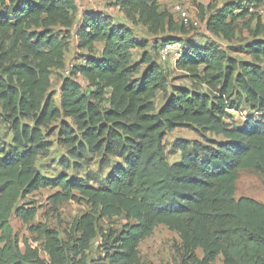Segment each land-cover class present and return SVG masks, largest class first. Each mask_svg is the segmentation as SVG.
<instances>
[{"label":"trees","instance_id":"obj_1","mask_svg":"<svg viewBox=\"0 0 264 264\" xmlns=\"http://www.w3.org/2000/svg\"><path fill=\"white\" fill-rule=\"evenodd\" d=\"M163 1L114 0L128 23L118 24L101 11L81 13L76 0H0V37L10 38L24 54L18 63L0 65V102L21 152L7 154L0 146V264H47L40 247L48 264H139L141 243L161 225L180 237L183 264H214L220 256L224 264H264V203L236 198L242 171L264 183V23L259 14L264 0L198 5L212 37L204 43L166 35L178 26L161 10ZM238 20H244L242 28L252 41L222 48L218 41L236 39ZM138 24L161 35L159 49L183 43L175 67L187 84L171 82L147 52L132 61L133 50L146 48L131 28ZM181 33L187 36L189 30ZM71 39L79 53L63 79L59 108L50 91L52 74L66 68ZM236 54L251 59L239 60ZM240 105L247 110L241 122L229 113L239 112ZM28 118L33 126L23 122ZM62 118L74 125L62 122L60 128L72 158L103 155L122 161L104 186L39 173L44 130ZM176 129L192 130L202 142L176 141L173 150L181 160L170 164L164 140ZM49 188L59 189L51 197L54 204L90 207L74 220L67 241L45 224H32L37 208L18 207L22 198ZM13 215L28 226L38 247L28 240L21 247ZM97 215L127 223L107 236L103 258L89 261L87 252L99 234Z\"/></svg>","mask_w":264,"mask_h":264},{"label":"rangeland","instance_id":"obj_2","mask_svg":"<svg viewBox=\"0 0 264 264\" xmlns=\"http://www.w3.org/2000/svg\"><path fill=\"white\" fill-rule=\"evenodd\" d=\"M105 5L110 0H104ZM209 0H165L161 3L160 8L162 11L168 12L177 23L178 30L176 33H168L167 36H178L185 41L195 40L200 43H204L205 40L212 41L207 34L203 26L196 27L193 24L198 22L203 25L200 18V9L198 5L206 6ZM176 5L184 6L189 14L191 23L189 26H184L181 19L173 12V8ZM104 7V6H103ZM261 19L264 23V7L259 11ZM115 19L124 24H128L124 21L118 12L115 14ZM238 33L236 39L228 44L224 41H218V45L222 48H241L246 43L251 42L252 39L247 30L243 27L244 20H238ZM134 35L139 42L146 45L144 50L135 49L132 51V61L138 62L141 60L144 52L149 54L152 61L158 62L169 76L171 82L177 80L176 84H187V80L183 79V74L176 69H172L174 62L170 60L167 63L161 62L158 46L162 42L161 35L155 36L149 33L148 29L142 24L131 27ZM189 30V34L186 36L181 33V29ZM61 35L59 29L53 31V36L59 38ZM76 40L71 39V50L66 55V67L68 64L73 63L76 60L78 51L76 48ZM4 55L5 59H0V65H8L10 63H18L23 57V52L20 48L14 47L13 41L8 37H0V56ZM239 60H250L244 54L233 55ZM264 65V60L261 61ZM169 67V68H168ZM65 77V69L54 70L52 74V87L51 93L54 95V99L57 107L60 108V90L63 79ZM235 100V99H233ZM246 108L240 105V111L230 110L229 113L234 116L236 121L241 122L243 116L246 115ZM24 123L34 125L32 119H24ZM62 122L74 127L71 120L62 118L56 123H53L45 132V151L42 152L37 160L36 167L39 173L46 178H57L62 175H66L70 180L83 179L94 187H102L106 183V179L109 174L118 166L122 165V161L118 158H111L103 155H89L85 160H77L70 156L69 150L62 144V138L60 135V128ZM178 140H187L191 144L197 141L202 142V139L196 132L189 129H176L168 132L164 140L165 151L167 155V161L170 164L176 163L181 160V153L173 150V144ZM0 146L7 152L21 153L18 146L15 145L13 139V132L11 131L10 124L7 120V114L4 112L2 103L0 102ZM59 189H40L32 194L22 198L18 207H35L37 208V216L32 223L45 224L50 229L56 230L63 241H67L71 236V227L77 218H80L85 213L90 211V207L85 204H78L74 201L63 202L60 204H54L51 197L54 196ZM248 197L256 201L264 203V183L262 178L250 171H242L236 185V198ZM99 234L93 241L91 249L87 252L89 261H97L103 258V253L107 236L111 233H119L123 226L127 223L124 218H112L101 219L100 215H97ZM11 224L15 233L19 236L21 242L28 240L33 248L39 246L35 243V236L31 235L28 231V226L19 220L16 215L11 218ZM37 245V246H36ZM21 247L24 248L23 242ZM41 249L42 258L49 263L48 255ZM140 251V263L139 264H183L184 256L181 252V240L177 233L170 231L167 227L161 225L156 228L154 234L144 240L139 248ZM198 258H203L201 250L196 252ZM190 264V263H189ZM214 264H224L223 258L220 256Z\"/></svg>","mask_w":264,"mask_h":264},{"label":"built area","instance_id":"obj_3","mask_svg":"<svg viewBox=\"0 0 264 264\" xmlns=\"http://www.w3.org/2000/svg\"><path fill=\"white\" fill-rule=\"evenodd\" d=\"M93 6L92 9L95 11H101L103 8V5L105 4L104 0H89ZM173 12L181 19L182 23L184 26H189L191 23L189 14L187 9L182 6V5H176L173 8ZM196 27L203 26L205 31L207 32L205 28V24L201 25V23H194L193 24ZM207 34L211 36L208 32ZM212 39V37H211ZM184 49V45L182 42H171L164 44L160 49L158 50L159 58L161 62L167 63L170 60H173L174 64L176 63L177 60H179L182 56ZM74 63H70L67 65L65 68V76H68L70 74L71 69L74 67ZM37 246V245H36Z\"/></svg>","mask_w":264,"mask_h":264},{"label":"crops","instance_id":"obj_4","mask_svg":"<svg viewBox=\"0 0 264 264\" xmlns=\"http://www.w3.org/2000/svg\"><path fill=\"white\" fill-rule=\"evenodd\" d=\"M76 2H77V5L79 7V11L81 13L84 12L85 10H87V9H92L93 4L89 0H76ZM103 6L104 7L102 8L101 12H103L105 15L111 16L116 23L124 24V23L119 22L118 20L115 19V15L114 14L116 12H118L119 15L121 16V18L125 21V19L123 17V14L120 11H118V9L114 6V0H110L109 2H107L106 5L104 4ZM172 65H173L172 69H176L175 64H172ZM166 73H167V71H166ZM157 103L158 104L162 103V96L161 95L159 96V98L157 100Z\"/></svg>","mask_w":264,"mask_h":264}]
</instances>
